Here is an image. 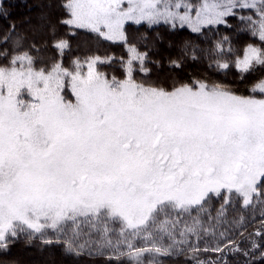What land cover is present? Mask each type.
I'll return each instance as SVG.
<instances>
[{"label": "snow or ice", "instance_id": "obj_1", "mask_svg": "<svg viewBox=\"0 0 264 264\" xmlns=\"http://www.w3.org/2000/svg\"><path fill=\"white\" fill-rule=\"evenodd\" d=\"M35 6L33 23L0 0V264H19V242L43 264L56 248L104 264L264 262V0ZM161 26L203 40L168 41L162 75ZM108 45L127 58L99 54Z\"/></svg>", "mask_w": 264, "mask_h": 264}, {"label": "trees", "instance_id": "obj_2", "mask_svg": "<svg viewBox=\"0 0 264 264\" xmlns=\"http://www.w3.org/2000/svg\"><path fill=\"white\" fill-rule=\"evenodd\" d=\"M40 0H27V4L22 2V0H10V3L13 5L11 11L13 12V16L15 18L23 19L25 17H32L33 23H36V17L39 14V8H37L35 5L38 4ZM234 26L237 25V21L235 19H232L230 21ZM22 28L27 29V25H22ZM66 29L61 28L60 34H63ZM145 31V28L143 26H140L137 28V26L132 25L129 28L130 35L139 36L141 33ZM165 38V43L159 45V51L158 52H150V55L153 57V59H159L164 61L165 67L160 70L161 75L168 71L166 60L168 57L176 58L178 54V47H167V42L172 41L175 45H178L179 42L182 39L185 38H191L193 40H196L197 43L203 44V40L201 38H197L194 34H191L189 30L184 29L178 33H170L168 29L164 26H161L157 29ZM220 33L222 34H228L232 35L234 39H236V36L234 34V30L226 29L224 27L220 28ZM206 35L209 37V44L211 43V39L217 38V34L213 32H207ZM51 39L50 37H39V39ZM70 41L73 44V47L75 48V45L79 41H87L89 39V36L85 33L81 32L80 36L78 38L74 37H68ZM239 41L241 44L244 43V41L251 42L250 38L246 35H243L239 38ZM140 47L141 51L145 50L144 46L138 45ZM99 54L104 55L106 52L115 53L117 56H123L125 59L128 56V53L123 49V47L120 46H105L98 50ZM50 54H55L52 50H50ZM84 54V49H81L80 52H73V55H81ZM153 68V77L155 78L157 69L155 65H150ZM203 65H196L194 63H189L187 65V71H193V72H199L203 70ZM117 75H119V72H117ZM218 75V74H215ZM245 94H247V89H244ZM218 207V204L216 205ZM258 226V221H253L251 224L247 227V232H245V236H247L248 233L254 232L256 227ZM236 228L239 231H244L243 228H240L238 225ZM236 239H241L239 236H235ZM93 239H96L94 237ZM55 253V264H77L74 263L75 261H81L83 264H104L102 259H92L88 257H82L79 259H73L71 257H64L61 254V250L59 248L53 249ZM48 255L46 252L44 256H41L35 248L32 247H26L23 242L17 243L13 248L11 252V256L19 261V264H43L44 258ZM199 259L201 260H211L216 259L215 256L212 254H202L200 255ZM166 264H195V261H189L186 260L184 257H180L178 259H169L166 261ZM236 264H244L243 257H237L236 258ZM259 264H264V262H259Z\"/></svg>", "mask_w": 264, "mask_h": 264}, {"label": "rangeland", "instance_id": "obj_3", "mask_svg": "<svg viewBox=\"0 0 264 264\" xmlns=\"http://www.w3.org/2000/svg\"><path fill=\"white\" fill-rule=\"evenodd\" d=\"M94 238V237H93ZM74 263L83 264L81 261H75Z\"/></svg>", "mask_w": 264, "mask_h": 264}]
</instances>
